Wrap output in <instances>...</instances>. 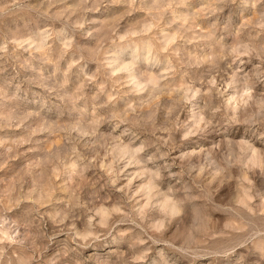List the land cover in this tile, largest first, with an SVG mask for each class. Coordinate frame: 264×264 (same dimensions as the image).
Masks as SVG:
<instances>
[{
  "label": "clouds",
  "instance_id": "obj_1",
  "mask_svg": "<svg viewBox=\"0 0 264 264\" xmlns=\"http://www.w3.org/2000/svg\"><path fill=\"white\" fill-rule=\"evenodd\" d=\"M62 3L48 0L46 9L33 11L38 20L68 19L53 12ZM178 6L190 7L188 0ZM206 18L213 19L199 32L195 24L172 36L161 29L164 39L149 35L151 29L130 33L127 43L151 57L149 69L123 76L126 68L102 63L77 97L85 100L84 89L100 81L90 98L93 112L85 105L77 126L51 129L63 133L59 143L28 149L43 152L39 162L0 177V264H89L100 245L113 249L115 264H139L170 228L176 235L168 246L180 264H227L239 247H264V0H206L187 19ZM73 27L79 32L84 22ZM43 32L39 45L0 34V74L21 49L55 53L58 61L79 51L72 39L54 50L47 41L55 30ZM193 43L199 52L182 47ZM31 83L61 97L59 83ZM36 101L46 105L47 97L37 94ZM4 119L0 130L22 127L27 116L15 125ZM32 135L0 155V172ZM193 208L201 217L195 225Z\"/></svg>",
  "mask_w": 264,
  "mask_h": 264
},
{
  "label": "rangeland",
  "instance_id": "obj_2",
  "mask_svg": "<svg viewBox=\"0 0 264 264\" xmlns=\"http://www.w3.org/2000/svg\"><path fill=\"white\" fill-rule=\"evenodd\" d=\"M188 2L190 7L178 6L179 0H176V3L172 0H63L53 12L68 19L45 21L38 20L33 9H46L48 0H18V7L13 6V0H0V9H3L0 11V34L8 35L9 38L11 34H15L20 40L31 39L34 45H39L45 39L43 29L48 26L56 32L54 38L47 41L53 45L54 50L61 49L63 43L69 39L73 40L74 47L79 48L78 52L70 51L64 60L59 61L55 53L47 55L46 52L21 49L16 53L17 60H9L5 64L7 70L0 74V123L6 122L5 117H8L13 125L25 116L27 119L22 127L0 130V155L7 153V149L12 147L14 142L25 139L29 134L33 135L32 142L24 144L17 150V159L11 161L9 169L0 172V177H5L7 173L5 178L10 179L13 171H19L33 162H39L43 152L28 151V149H44L59 143L63 133L59 136L53 135L51 129H71L77 126L83 116L80 109L85 105L89 113L93 112L94 105L90 98L98 91L100 81L94 80L84 89L85 100H78L77 97L80 95L79 90L84 78L95 77L102 63H110L114 68H126L121 74L123 76H138L140 72L149 69V64L145 61H151V57L147 51H137L133 45L127 43L130 33L151 29L149 35L156 34L159 39H164L160 34L161 29L172 36L179 32L182 26L186 28L195 24L194 32L206 27L207 22L213 18H206L204 23L199 19H187L197 9L203 8L206 0H188ZM96 8L98 10H94ZM239 11L237 9L234 16L237 23L240 22ZM81 21L84 22V28L78 32L73 25ZM157 21L159 27L156 26ZM166 25L171 27H165ZM87 31H92L93 36L85 39L83 33ZM112 33L114 35L111 40L105 43L104 37ZM178 43L182 42L178 41ZM172 47L175 48L176 45ZM182 47L186 51H200L196 43L182 44ZM9 48L11 50V46ZM81 56L83 59H80ZM73 58L80 59V63L69 71L68 63ZM159 70V67L151 69L153 73ZM40 78H44L48 87H54L57 83L62 85V98L55 95L48 96L43 88H37L31 83ZM37 94L47 97L46 105L37 103ZM105 100L106 97L101 96L99 102ZM198 103L199 101L193 102V108ZM124 106V100L117 102V108ZM103 112L104 110L101 109L100 114L102 115ZM107 129L108 126L103 125L101 130ZM200 222L198 209H191L190 223L195 225ZM175 235V230L170 228L162 242L152 245L147 259H141L139 264H164L165 259L169 260V264H172V261L180 264L177 260L178 253L168 246ZM214 240L219 242L221 237L217 235ZM205 243L210 245L213 240H207ZM127 247V244L121 245V250H127ZM95 251L96 255L89 264H115L116 256L112 248L100 245ZM237 260L239 264H264V247L252 245L239 247L227 264H236ZM204 264H207V261H204Z\"/></svg>",
  "mask_w": 264,
  "mask_h": 264
}]
</instances>
